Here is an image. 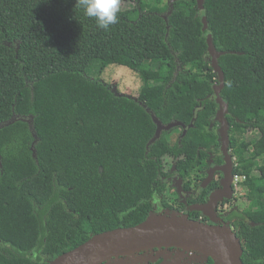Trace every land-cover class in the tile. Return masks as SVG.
Listing matches in <instances>:
<instances>
[{
	"label": "trees",
	"instance_id": "1",
	"mask_svg": "<svg viewBox=\"0 0 264 264\" xmlns=\"http://www.w3.org/2000/svg\"><path fill=\"white\" fill-rule=\"evenodd\" d=\"M123 4L105 31L76 0H0V264H49L135 227L171 196L167 161L182 180L204 169L220 147L208 33L233 174L250 188L230 226L243 264H264V0ZM108 65L138 75L136 98L99 80ZM154 120L175 126L150 143Z\"/></svg>",
	"mask_w": 264,
	"mask_h": 264
},
{
	"label": "water",
	"instance_id": "2",
	"mask_svg": "<svg viewBox=\"0 0 264 264\" xmlns=\"http://www.w3.org/2000/svg\"><path fill=\"white\" fill-rule=\"evenodd\" d=\"M203 3L204 0H197V6L201 10ZM202 21L203 29H206L207 23L204 16ZM212 41V35L208 33L207 45L211 66L219 79V86H214V101L218 106V111L213 121L219 125V151L225 163L222 168L225 178L222 190L212 194L206 206L191 207V211H199L208 217L214 213L217 204L223 198L232 199L233 191L230 185L234 167L229 156V125L225 118L228 105L220 96L224 81L223 73L218 65L221 53L216 52ZM13 120L5 125L7 126ZM154 121L157 124V130L150 143L158 140L162 131H169L175 126L163 127L159 122ZM177 192H182L181 184H178ZM172 249L196 253L204 262L211 260L213 264H243V248L230 224L210 225L191 220L188 215L173 211L151 212L142 223L135 227L115 229L95 235L49 264H148V262L155 261L147 255L142 258H138V255Z\"/></svg>",
	"mask_w": 264,
	"mask_h": 264
},
{
	"label": "flooded vegetation",
	"instance_id": "3",
	"mask_svg": "<svg viewBox=\"0 0 264 264\" xmlns=\"http://www.w3.org/2000/svg\"><path fill=\"white\" fill-rule=\"evenodd\" d=\"M220 149V147H219ZM218 149L217 153L209 152L206 160V164L203 170L198 172V175L192 179L182 180L179 175L173 169L168 177L163 179V183L166 184L169 196V200L162 202L157 201L153 204L151 212L160 213L162 211H173L186 214L189 217H195L197 221H201L206 224H231L230 217L232 213L237 211L236 207H231V203L236 201V189L239 184L235 180L233 172L235 168V159L230 154L229 156L234 163L233 171L231 173V189L233 191L232 199L223 198L219 202L214 210V213L208 217L199 211H191L193 206H206L210 200L212 194L222 190V183L225 178V174L222 171L225 163L222 158V154ZM181 184V193L177 192V186ZM185 186L187 189H185ZM167 204L165 205V203ZM191 202L193 204H191ZM166 206V208H165ZM239 213H243L237 211ZM147 255L155 262H148V264H200L202 260L198 254L193 252H182L175 249L172 250H156L147 254L138 255V258L145 257ZM145 264V263H144Z\"/></svg>",
	"mask_w": 264,
	"mask_h": 264
},
{
	"label": "rangeland",
	"instance_id": "4",
	"mask_svg": "<svg viewBox=\"0 0 264 264\" xmlns=\"http://www.w3.org/2000/svg\"><path fill=\"white\" fill-rule=\"evenodd\" d=\"M131 5L123 4L120 5V9H129ZM99 80L103 82L105 85L112 87L113 91L119 96H126L136 98L139 93V89L141 87V80L133 71L130 69L119 66V65H108L101 73ZM178 132L176 134L169 135V141L174 143L175 139L177 138ZM257 137V133H249L246 135V139H255ZM207 160V159H206ZM206 162V161H205ZM171 168L173 170V162L167 161L166 162V171ZM238 185L236 189V201L231 203V207H236L237 211L243 212L247 214L248 212V204L246 202L245 196L247 191L250 188L242 182L238 180ZM171 196L175 197V194ZM144 264V263H143Z\"/></svg>",
	"mask_w": 264,
	"mask_h": 264
},
{
	"label": "clouds",
	"instance_id": "5",
	"mask_svg": "<svg viewBox=\"0 0 264 264\" xmlns=\"http://www.w3.org/2000/svg\"><path fill=\"white\" fill-rule=\"evenodd\" d=\"M75 6L82 8L84 15L94 19L97 27L105 31L118 23L120 0H76Z\"/></svg>",
	"mask_w": 264,
	"mask_h": 264
},
{
	"label": "built area",
	"instance_id": "6",
	"mask_svg": "<svg viewBox=\"0 0 264 264\" xmlns=\"http://www.w3.org/2000/svg\"><path fill=\"white\" fill-rule=\"evenodd\" d=\"M235 180L236 181L241 180L243 182L245 180V178L244 177H240V176H236Z\"/></svg>",
	"mask_w": 264,
	"mask_h": 264
}]
</instances>
